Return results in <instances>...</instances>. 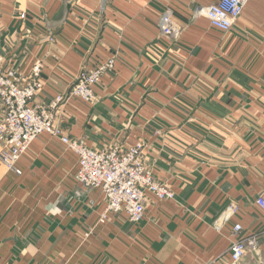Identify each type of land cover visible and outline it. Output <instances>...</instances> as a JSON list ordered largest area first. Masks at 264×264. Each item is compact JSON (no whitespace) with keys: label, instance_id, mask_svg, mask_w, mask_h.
Returning a JSON list of instances; mask_svg holds the SVG:
<instances>
[{"label":"crops","instance_id":"1","mask_svg":"<svg viewBox=\"0 0 264 264\" xmlns=\"http://www.w3.org/2000/svg\"><path fill=\"white\" fill-rule=\"evenodd\" d=\"M217 1L0 0V55L23 76L41 64L36 100L114 58L94 101L70 97L60 124L94 149L141 145L174 194L146 191L137 223L124 213L100 222L106 198L77 182V155L40 134L20 173L0 160V264H227L235 223L260 241L238 264H264V0H248L227 32L195 15ZM166 10L176 39L159 34Z\"/></svg>","mask_w":264,"mask_h":264},{"label":"built area","instance_id":"2","mask_svg":"<svg viewBox=\"0 0 264 264\" xmlns=\"http://www.w3.org/2000/svg\"><path fill=\"white\" fill-rule=\"evenodd\" d=\"M247 2L218 0L198 7L195 15L207 19L212 27L227 32L240 17ZM19 16L24 18V13ZM158 27L159 34L166 38L176 39L181 33L169 10L161 13ZM49 40L54 38L49 37ZM113 67L114 58L111 57L95 67L82 68L68 91L57 94L46 103L35 99L43 85L41 64L36 63L30 73L23 76L9 67L4 56L0 55V160L8 170L20 173L17 161L35 138L43 133L58 137L78 157L77 182L87 188L99 189L106 198L107 204L99 221H105L109 213H124L130 222L137 223L145 215L146 191L158 199H169L174 195L168 185L155 180L152 170L144 162L142 146L123 148L115 145L94 149L83 139L70 137L60 124L64 103L70 97L94 101L95 86ZM255 202L264 212V195H258ZM234 212L235 207H226L214 220V228L219 229ZM232 232L235 239L227 264H238L248 252L259 253L258 233L244 234L239 223L233 225Z\"/></svg>","mask_w":264,"mask_h":264}]
</instances>
